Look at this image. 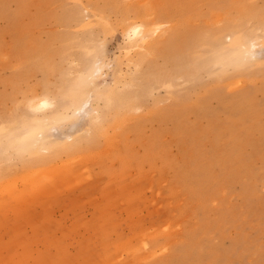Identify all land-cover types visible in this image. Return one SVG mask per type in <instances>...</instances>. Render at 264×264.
<instances>
[{
    "label": "rangeland",
    "instance_id": "374dc122",
    "mask_svg": "<svg viewBox=\"0 0 264 264\" xmlns=\"http://www.w3.org/2000/svg\"><path fill=\"white\" fill-rule=\"evenodd\" d=\"M0 157V264H264V0H0Z\"/></svg>",
    "mask_w": 264,
    "mask_h": 264
},
{
    "label": "bare ground",
    "instance_id": "6f19581e",
    "mask_svg": "<svg viewBox=\"0 0 264 264\" xmlns=\"http://www.w3.org/2000/svg\"><path fill=\"white\" fill-rule=\"evenodd\" d=\"M133 31V33H134V35L135 36H137L138 34H140L141 32H142V30L139 28V27H137V28H135L134 30H132ZM218 44V43H217ZM250 50V49H249ZM97 63V62H96ZM89 66V65H88ZM96 66V65H95ZM87 68H89V67H87ZM98 69V68H97ZM97 72H98V70H96ZM85 72V71H84ZM86 74V73H85ZM149 74V73H148ZM83 77V76H82ZM81 77V78H82ZM85 79H86V77H85ZM87 80V79H86ZM82 83V82H81ZM80 83V84H81ZM88 83V82H87ZM79 84V83H78ZM92 84V83H91ZM78 86V85H77ZM76 86V87H77ZM74 87V86H73ZM81 88H83V87H81ZM73 89V88H72ZM74 90V89H73ZM70 91V92H74L75 93V90L74 91ZM77 92V91H76ZM78 93V92H77ZM81 93V92H80ZM83 93V92H82ZM110 94V93H109ZM77 95H79V94H77ZM64 96V95H63ZM84 96V95H83ZM79 97V96H78ZM116 97V96H115ZM65 98V97H64ZM119 98V97H118ZM45 99V98H44ZM42 100V101H40V103H38V107L39 108H45V107H48L51 103L48 101V100ZM121 100V99H120ZM73 101V100H72ZM71 101V102H72ZM123 101V100H122ZM68 102H69V100H68ZM82 102V101H81ZM80 102V103H81ZM89 102V101H88ZM73 103V102H72ZM76 103V102H75ZM79 103V102H78ZM108 103H109V101H108ZM35 104V103H34ZM52 104H54V103H52ZM51 104V105H52ZM70 104V103H69ZM109 104H111V103H109ZM68 105V104H67ZM72 105H74V104H72ZM87 105V104H86ZM36 106H37V104H36ZM52 106H54V105H52ZM59 106V105H58ZM62 106H64L63 104H62ZM51 107V106H50ZM60 107V106H59ZM66 107V106H65ZM37 109V108H36ZM49 109V108H48ZM55 109V108H54ZM56 110H58L57 108H56ZM56 110H53L54 112L56 111ZM82 110V108H80V110H77V112L78 111H81ZM41 112V111H40ZM45 112H46V110H45ZM59 112V111H58ZM61 112V111H60ZM44 113V112H43ZM57 113V112H56ZM61 113H63V112H61ZM51 114V113H50ZM68 114V113H67ZM74 114H76V113H74ZM54 115V114H53ZM66 115V114H65ZM51 116H49V118H50ZM67 117V116H66ZM78 117V116H77ZM62 119V118H61ZM50 121V120H49ZM26 125V124H25ZM24 125V126H25ZM33 127H34V125H33ZM40 128V127H39ZM24 129V128H23ZM27 129V128H26ZM29 130V129H28ZM27 130V131H28ZM38 131H40L41 130V128H40V130L39 129H37ZM52 130V129H51ZM42 131V130H41ZM45 131V130H44ZM47 132V131H46ZM23 133H27V132H23ZM49 134V133H48ZM48 134H46V135H48ZM37 137V136H36ZM44 137V136H43ZM48 137V136H47ZM41 138H42V136H41ZM40 138V139H41ZM46 138V137H45ZM52 138V137H51ZM36 139V138H35ZM46 140V139H45ZM18 141V140H17ZM44 141V140H43ZM38 142V141H37ZM45 143H46V141H44ZM47 143H48V141H47ZM43 144V143H42ZM49 144V143H48ZM51 144H53V143H50V145ZM53 145H55V144H53ZM70 145V144H69ZM44 146V145H43ZM68 146V145H67ZM43 148V147H42ZM58 150V149H57ZM60 150V149H59ZM63 150V149H62ZM59 152H62V151H59ZM56 154V153H55ZM52 156H53V154H52ZM1 158V160H2V157H0ZM25 177V176H24ZM30 179V178H29ZM11 187V186H10ZM9 187V188H10ZM4 190H6V188L4 189ZM7 192V191H6Z\"/></svg>",
    "mask_w": 264,
    "mask_h": 264
}]
</instances>
